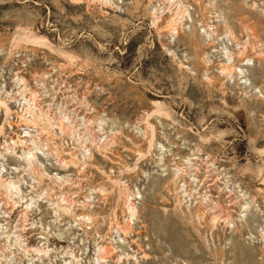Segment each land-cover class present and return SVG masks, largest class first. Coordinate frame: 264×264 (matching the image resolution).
I'll use <instances>...</instances> for the list:
<instances>
[{"label":"rangeland","instance_id":"374dc122","mask_svg":"<svg viewBox=\"0 0 264 264\" xmlns=\"http://www.w3.org/2000/svg\"><path fill=\"white\" fill-rule=\"evenodd\" d=\"M0 264H264V0H0Z\"/></svg>","mask_w":264,"mask_h":264}]
</instances>
